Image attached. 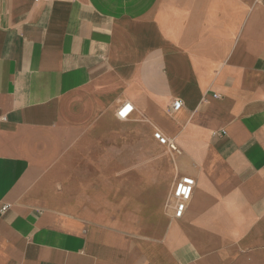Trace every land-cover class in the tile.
Here are the masks:
<instances>
[{
	"label": "crops",
	"instance_id": "obj_1",
	"mask_svg": "<svg viewBox=\"0 0 264 264\" xmlns=\"http://www.w3.org/2000/svg\"><path fill=\"white\" fill-rule=\"evenodd\" d=\"M0 264H264V0H0Z\"/></svg>",
	"mask_w": 264,
	"mask_h": 264
},
{
	"label": "built area",
	"instance_id": "obj_2",
	"mask_svg": "<svg viewBox=\"0 0 264 264\" xmlns=\"http://www.w3.org/2000/svg\"><path fill=\"white\" fill-rule=\"evenodd\" d=\"M182 107V103L179 100H174L170 106V112H176ZM132 111V106L124 104L118 111L117 116L120 119H125ZM153 137L162 145L168 144L167 139L160 133L154 132ZM172 149H174L172 147ZM175 150V149H174ZM195 182L190 177L179 178L173 188L172 196L176 200L175 217L179 218L185 208V203L191 198Z\"/></svg>",
	"mask_w": 264,
	"mask_h": 264
}]
</instances>
